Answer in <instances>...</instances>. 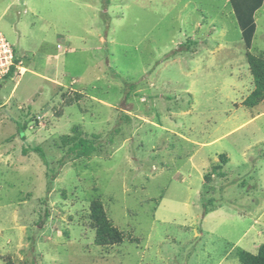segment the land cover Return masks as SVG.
Segmentation results:
<instances>
[{"label": "rangeland", "instance_id": "rangeland-1", "mask_svg": "<svg viewBox=\"0 0 264 264\" xmlns=\"http://www.w3.org/2000/svg\"><path fill=\"white\" fill-rule=\"evenodd\" d=\"M254 19L264 57V1ZM0 34L17 59L0 80V264L257 252L264 99L244 103L254 80L229 0H0ZM74 135L89 157L67 154ZM94 200L120 243L96 244Z\"/></svg>", "mask_w": 264, "mask_h": 264}, {"label": "trees", "instance_id": "trees-1", "mask_svg": "<svg viewBox=\"0 0 264 264\" xmlns=\"http://www.w3.org/2000/svg\"><path fill=\"white\" fill-rule=\"evenodd\" d=\"M263 1L264 0H229L241 29V35L244 39V46L246 48V61L254 80V89L244 100V103L248 106H254L264 99V57H259L249 51L256 30L254 14L263 5ZM16 61L17 59L15 58V62ZM11 69L13 70L14 66ZM8 75L6 77H8ZM75 129L76 128H74V130ZM63 141L64 144H69L67 154L71 153L75 157H89L95 150V146L91 140L76 135L64 136ZM35 151L41 158H44V154L40 148H36ZM204 213H207L206 208L204 209ZM90 218L96 228V244L113 245L123 240L121 232L113 225L111 220L107 217L102 204L97 200L92 201ZM238 257L241 264H264V243L258 246L256 253L240 249L238 251Z\"/></svg>", "mask_w": 264, "mask_h": 264}, {"label": "built area", "instance_id": "built-area-1", "mask_svg": "<svg viewBox=\"0 0 264 264\" xmlns=\"http://www.w3.org/2000/svg\"><path fill=\"white\" fill-rule=\"evenodd\" d=\"M16 54L12 45L0 34V80L7 76L9 69L16 66Z\"/></svg>", "mask_w": 264, "mask_h": 264}, {"label": "crops", "instance_id": "crops-1", "mask_svg": "<svg viewBox=\"0 0 264 264\" xmlns=\"http://www.w3.org/2000/svg\"><path fill=\"white\" fill-rule=\"evenodd\" d=\"M219 209H220V207H218V208H214V209H212V210H209V209H207V213H203L204 214V219L203 220H205V219H208L211 215H213L215 212H217V211H219ZM241 240V238L240 239H238L237 240V242L239 243V241Z\"/></svg>", "mask_w": 264, "mask_h": 264}, {"label": "bare ground", "instance_id": "bare-ground-1", "mask_svg": "<svg viewBox=\"0 0 264 264\" xmlns=\"http://www.w3.org/2000/svg\"><path fill=\"white\" fill-rule=\"evenodd\" d=\"M23 69V68H22Z\"/></svg>", "mask_w": 264, "mask_h": 264}]
</instances>
